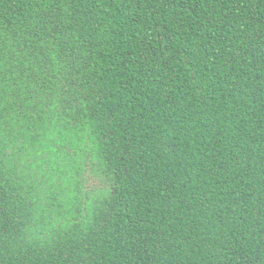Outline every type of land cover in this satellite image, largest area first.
Instances as JSON below:
<instances>
[{"label": "trees", "instance_id": "16d2710c", "mask_svg": "<svg viewBox=\"0 0 264 264\" xmlns=\"http://www.w3.org/2000/svg\"><path fill=\"white\" fill-rule=\"evenodd\" d=\"M0 264H264V0H0Z\"/></svg>", "mask_w": 264, "mask_h": 264}]
</instances>
